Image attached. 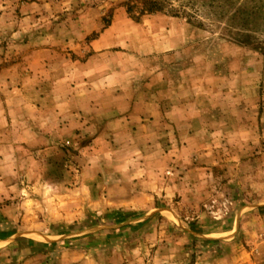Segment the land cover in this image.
<instances>
[{"label":"rangeland","instance_id":"rangeland-1","mask_svg":"<svg viewBox=\"0 0 264 264\" xmlns=\"http://www.w3.org/2000/svg\"><path fill=\"white\" fill-rule=\"evenodd\" d=\"M93 25L109 30L110 104L137 95L143 69L167 72L153 89L191 130L160 138L170 161L143 151L158 138L100 122L57 133L69 70L27 72L24 45L74 60L59 42ZM0 67V264H264V0H0Z\"/></svg>","mask_w":264,"mask_h":264},{"label":"crops","instance_id":"crops-1","mask_svg":"<svg viewBox=\"0 0 264 264\" xmlns=\"http://www.w3.org/2000/svg\"><path fill=\"white\" fill-rule=\"evenodd\" d=\"M93 32L98 34L96 39H91L88 42L85 41L89 35L93 34ZM108 34V29L99 25H97V27L93 25L86 27V32L82 40L79 38V40L69 39L59 42L68 46L70 51H72V54L79 57L74 60H71L70 55L65 56L59 52L51 50V47L54 46V44L51 43L49 45V49H43L39 52L31 51L29 49V39L26 42L27 45H24L26 52L23 54V66L25 67L23 69L27 72H31L34 73L35 76H39L42 72L47 70V66L50 64L58 65L59 68L56 69V71H62L63 68L69 70V72H67L68 76H61L59 82H57V85L55 86V88L67 92L66 94H61L60 99L61 103L63 100V102L70 106L69 118L65 114H60L59 118L56 119L58 123L57 133L63 134L67 131L70 134H75V132L71 130V123H79L80 120L76 118L79 117L92 122L90 125L92 127H94L92 125L95 124L94 122H100L101 133H96L97 135H112L111 133L115 132V128H117V132H124V134H127L126 132H130L131 135L137 137L158 138L159 141L156 139L155 144L152 143L153 141L149 143L150 141L147 139L146 145L143 147V151L146 152V154L153 153V149L160 150V138L187 137L191 130L189 129V118L182 115L184 113V109L181 114L182 117L174 116L173 113H171V111L174 110H166L163 107V105H165L164 99L159 97V94L153 89L154 87H165L163 84L169 78V76L167 77V72L160 70L157 66H154L152 70L143 69L141 71L142 80L139 83L140 86L138 87L137 95L133 96V99H129L128 101L126 93L120 92L117 94L115 92L114 96H116V99H121V101L116 100L111 101V104L109 103L108 99L110 98L111 86L108 81L104 80L107 64L109 63V55L107 53L108 48H104V43L107 41ZM6 53H8V51ZM9 53L12 54V52ZM2 71L8 70H6L5 67H0V73ZM62 73L63 72H61V74ZM118 83L112 87L120 89V86L122 85ZM26 85L30 89V84H26V82H24L22 88H27ZM166 93L167 95L165 99H170L172 104L173 100L171 99H173L174 96H170L168 92ZM24 94L25 93L23 92L21 93L22 96L20 104L24 107H30V105H28L30 93L26 95ZM37 98L39 100L40 95H38ZM79 100L81 103H79ZM174 103L181 106L184 105L182 102ZM109 104L113 105L112 111H110L111 107ZM168 104L170 103H167V105ZM81 105L85 107V111H83ZM0 107H2L4 111L3 100H0ZM95 112H99L100 114L95 117L93 116ZM110 112H116V115L110 117ZM54 113L56 115V111H54ZM3 114H5V117L2 116ZM3 114L0 115V119L6 122V126L8 116L6 113ZM63 121H69L70 124L64 125ZM92 127H90V130L93 131L95 128ZM37 134L40 135L39 137L44 138L53 135L51 132H46L44 130H39L36 132V135ZM10 135H13V133L8 130V128H0V137ZM166 146L161 145L160 151L164 155H161L159 159L160 164H164L171 159L169 156L165 155V148L163 147ZM143 180L145 181V179ZM139 194L140 201L148 200L151 197L148 194ZM143 206H140L139 209H143ZM217 254L218 252L213 248L209 252L205 253L203 257L199 258V261H204L207 258L206 256L211 257L212 255L216 256ZM215 261L218 260H214V263H216ZM251 264L256 263L251 262Z\"/></svg>","mask_w":264,"mask_h":264},{"label":"trees","instance_id":"trees-1","mask_svg":"<svg viewBox=\"0 0 264 264\" xmlns=\"http://www.w3.org/2000/svg\"><path fill=\"white\" fill-rule=\"evenodd\" d=\"M145 11L149 14H157V13H162L163 9L158 6V3L153 1V5L145 6Z\"/></svg>","mask_w":264,"mask_h":264}]
</instances>
